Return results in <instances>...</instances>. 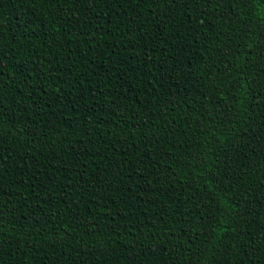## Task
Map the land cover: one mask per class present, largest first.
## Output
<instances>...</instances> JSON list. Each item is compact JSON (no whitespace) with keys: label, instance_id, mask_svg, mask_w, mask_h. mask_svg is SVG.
I'll return each mask as SVG.
<instances>
[{"label":"trees","instance_id":"trees-1","mask_svg":"<svg viewBox=\"0 0 264 264\" xmlns=\"http://www.w3.org/2000/svg\"><path fill=\"white\" fill-rule=\"evenodd\" d=\"M0 264H264V0H0Z\"/></svg>","mask_w":264,"mask_h":264}]
</instances>
